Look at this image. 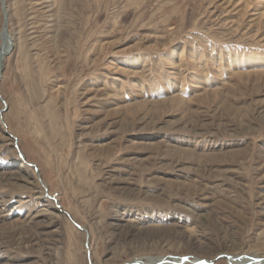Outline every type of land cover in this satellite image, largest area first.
Wrapping results in <instances>:
<instances>
[{"label": "rangeland", "instance_id": "1", "mask_svg": "<svg viewBox=\"0 0 264 264\" xmlns=\"http://www.w3.org/2000/svg\"><path fill=\"white\" fill-rule=\"evenodd\" d=\"M3 1L0 264L264 262V0Z\"/></svg>", "mask_w": 264, "mask_h": 264}, {"label": "bare ground", "instance_id": "2", "mask_svg": "<svg viewBox=\"0 0 264 264\" xmlns=\"http://www.w3.org/2000/svg\"><path fill=\"white\" fill-rule=\"evenodd\" d=\"M4 7V6H3ZM6 13H7V8H6ZM11 37V36H10ZM5 38V37H4ZM6 40V39H5ZM12 40V39H11ZM13 45V43L11 42V43H8V41L6 40V42H5V44H4V48H1V50H0V68H2V66H3V57H5L4 56V54H5V52H7L9 49H10V47ZM10 174H12V172L10 173ZM10 174H9V176H10ZM13 174H15V173H13ZM5 175V174H4ZM3 176V175H2ZM11 178H13V177H10V179ZM7 179H8V177H7ZM256 256V255H255ZM244 257V256H243ZM257 257V256H256ZM172 259V258H171ZM232 259V258H231ZM254 259V258H253ZM174 259H172V260H158V259H156L155 261H154V263H152V264H166V263H174V264H177L178 262H176V261H179V260H182V259H179V260H175V261H173ZM241 260V259H240ZM176 262V263H175ZM184 262V261H183ZM188 262L190 263V262H192V259H189L188 258ZM261 264H264V262H262Z\"/></svg>", "mask_w": 264, "mask_h": 264}, {"label": "water", "instance_id": "3", "mask_svg": "<svg viewBox=\"0 0 264 264\" xmlns=\"http://www.w3.org/2000/svg\"><path fill=\"white\" fill-rule=\"evenodd\" d=\"M2 4H3V13H4V26H3V30H2V32H1V37H2V39L3 40H7L8 41V43H11L12 42V40H11V37H10V33H9V30H8V13H6V7H5V2L3 1L2 2ZM5 37V38H4ZM12 50V46L10 47V49L7 51V52H5V54H4V56L5 55H7L10 51ZM4 58V57H3ZM2 58V59H3ZM2 68H0V70H1ZM0 77H1V75H0Z\"/></svg>", "mask_w": 264, "mask_h": 264}]
</instances>
